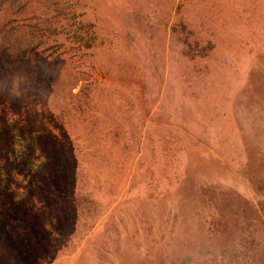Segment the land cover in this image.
<instances>
[{"label":"rangeland","instance_id":"1","mask_svg":"<svg viewBox=\"0 0 264 264\" xmlns=\"http://www.w3.org/2000/svg\"><path fill=\"white\" fill-rule=\"evenodd\" d=\"M0 264H264V0H0Z\"/></svg>","mask_w":264,"mask_h":264},{"label":"trees","instance_id":"2","mask_svg":"<svg viewBox=\"0 0 264 264\" xmlns=\"http://www.w3.org/2000/svg\"><path fill=\"white\" fill-rule=\"evenodd\" d=\"M17 140H16V143H20V144H22V150H23V152H24V154H30V151H31V147L32 146H30L29 147V143L31 142V141H29L28 139H27V137H26V135L27 134H25V133H22L21 131H19V132H17ZM33 143V142H32ZM21 146V145H20ZM29 147V148H28ZM40 174H41V172H40ZM33 230V229H32ZM34 231V230H33ZM37 233V232H36Z\"/></svg>","mask_w":264,"mask_h":264}]
</instances>
